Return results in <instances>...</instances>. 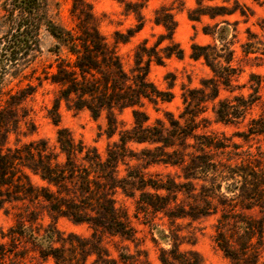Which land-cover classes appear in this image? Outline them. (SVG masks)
<instances>
[{
    "label": "trees",
    "instance_id": "1",
    "mask_svg": "<svg viewBox=\"0 0 264 264\" xmlns=\"http://www.w3.org/2000/svg\"><path fill=\"white\" fill-rule=\"evenodd\" d=\"M72 1L74 29L53 20L49 0H4L0 89L38 60L42 54L40 35L45 29L56 41L54 52L58 57L57 71L47 77L59 86L50 110L53 123L60 127V108L64 102L69 110H86L96 120L106 112L109 137L119 131L117 113L132 110L134 125L119 131V141L109 147L106 158L97 149L76 142L63 128L58 131V152L52 151L46 141L12 148L9 137L19 124L16 111L32 95L29 93L32 90L22 89L11 94L5 106L0 102V210L7 205L22 204L29 215L27 221L31 222L37 213L35 205H44L51 218L63 217L89 225L93 239H75L76 243H71L68 249H52L47 256L55 264H87L90 257L95 258L93 264H136L124 255L123 248L116 247L120 259H113L102 237L108 234L126 241L136 240L129 213L117 207L115 194L122 190L133 197L139 192L138 210L161 212L171 220H198L218 215L215 243L231 264H264V157L248 155L236 161H216L212 152L225 147L215 137L196 134L204 105L215 101L221 88H231L238 78L232 45H224L222 55L216 46L194 45L192 58L203 59L215 77L203 84L204 89L184 95L185 110L179 120L171 116L168 123L161 120L150 123L144 111L146 102L157 105L174 99L171 92H162L150 82L151 63L162 64L171 56H184L174 38L178 24L173 11L166 7L156 11L155 23L166 34L152 47L147 41L138 46L135 68L128 74L116 48L100 32L90 3ZM135 1L131 8L138 15L137 33L144 28L142 10L149 0ZM195 1L196 8L189 11L190 20L223 18L224 21L215 25L216 30L221 25H230L226 18L240 16L248 21L256 15L253 7L241 0ZM251 2L264 10V0ZM259 27L264 31V19ZM204 33L215 35L206 29ZM249 34H252L250 29ZM165 41L168 45L161 49ZM260 42L261 47L246 43L244 52L250 55L261 51L263 56L264 41ZM260 80L254 89L256 95L264 82ZM233 100H221L215 107L214 113L220 122L233 123L244 118L254 104L244 97ZM246 136L264 137V111L251 120ZM191 140L195 141V147L189 145ZM131 143L152 146L142 153L149 158L148 164L180 167L183 181L177 182L170 176L148 177L131 167L120 178V163L126 164L132 158L128 147ZM190 147L193 152L187 151ZM33 177L41 184L35 183ZM180 194L188 202L179 201ZM19 228L17 220L11 235H18ZM2 254L6 256L5 252ZM159 260L161 264H204L199 253L182 251L178 242L169 250L161 249Z\"/></svg>",
    "mask_w": 264,
    "mask_h": 264
},
{
    "label": "rangeland",
    "instance_id": "2",
    "mask_svg": "<svg viewBox=\"0 0 264 264\" xmlns=\"http://www.w3.org/2000/svg\"><path fill=\"white\" fill-rule=\"evenodd\" d=\"M92 6L98 27L107 42L116 48L125 71L132 74L135 68V52L145 41L148 46H154L166 34L162 26L155 23L156 11L166 7L173 11L178 27L175 32V42L184 52L182 58L171 56L164 59L162 64L152 62L149 80L162 92H171L174 99L171 102H159L157 105L146 102L144 111L150 117V123L161 120L168 123L171 116L177 121L185 110L184 95L190 91L204 89L203 84L214 76L212 70L203 59L192 58L193 46H216V51L224 54L221 49L230 43L234 51L233 66L238 69L233 86L221 88L219 97L204 105V113L199 118L198 136L215 137L225 148L212 152L214 160L227 162L248 155L264 157V137L248 138V126L251 120L258 118L264 111V82L255 94L258 84L264 79V55L244 52V45L252 42L259 46L264 41V31L259 27L264 19V10L252 4L251 0H241L253 7L256 15L248 21L240 16L226 18L230 25H221L216 30L215 25L224 21L209 17L200 22L189 18V11L196 8L195 0H149L142 10L144 17L143 30L135 33L139 24L138 15L131 8L135 0H87ZM4 0H0V34L4 32L2 22ZM50 15L58 24L74 29L75 20L72 16V0H49ZM238 21V24L235 22ZM206 29L212 34H205ZM249 29L252 34H249ZM130 33H133L130 38ZM42 54L30 67L25 69L17 79H10L0 89L1 105L6 104L11 94L19 93L22 89H31L32 95L26 98L16 111L18 129L13 130L9 137V146L20 147L35 141H46L52 151L58 152V131L60 128L70 132L76 142L83 143L88 148H95L103 158H106L110 146L119 141V131L130 129L134 125L132 110L117 113L119 131L109 137L107 129V114L104 112L99 119L92 118L86 111L69 110L63 102L60 108L61 123L57 127L50 116L59 86L53 84L47 77L57 71L58 57L54 49L55 39L43 29L40 35ZM126 40V41H125ZM168 45L165 41L160 48ZM63 56L66 55L64 51ZM199 96V94H198ZM201 97V96H199ZM244 97L254 101L246 116L233 123L220 122L214 109L221 100L232 101ZM257 100V101H256ZM234 101V100H233ZM189 145L195 147V141ZM130 156L126 164L120 163L119 176L127 175V169L144 172L148 177L158 178L170 176L177 182L182 180L180 167L155 164L149 165V158L142 153L153 147L144 144H129ZM188 152H193L192 148ZM145 153V152H144ZM33 181L41 184L33 177ZM139 192L128 197L122 190L115 194L117 207L129 213L132 228L136 234L134 242L105 234L103 245L109 249L113 259H120L116 247L124 249V255L136 264H161L159 253L161 249L169 250L178 242L182 251L199 253L204 264H231L225 254L215 243V227L218 215H211L198 220H171L164 213L138 210ZM179 201L188 202L186 196L180 194ZM185 204V203H184ZM37 213L27 221L28 213L24 212L22 204L7 205L0 210V264H55V260L47 255L55 248H70L75 239H93V231L87 224H77L68 218H51L44 205H35ZM38 218V219H36ZM19 220L18 235H11V229ZM13 237H17L14 239ZM176 238V239H175ZM3 248V249H2ZM6 253L3 256L2 253ZM95 258L90 257L87 264H93ZM128 261V260H127Z\"/></svg>",
    "mask_w": 264,
    "mask_h": 264
}]
</instances>
